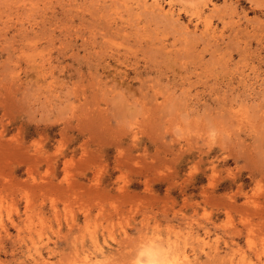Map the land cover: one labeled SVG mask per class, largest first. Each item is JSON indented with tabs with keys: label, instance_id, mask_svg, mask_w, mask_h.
<instances>
[{
	"label": "rangeland",
	"instance_id": "obj_1",
	"mask_svg": "<svg viewBox=\"0 0 264 264\" xmlns=\"http://www.w3.org/2000/svg\"><path fill=\"white\" fill-rule=\"evenodd\" d=\"M145 263L264 264V0H0V264Z\"/></svg>",
	"mask_w": 264,
	"mask_h": 264
},
{
	"label": "bare ground",
	"instance_id": "obj_2",
	"mask_svg": "<svg viewBox=\"0 0 264 264\" xmlns=\"http://www.w3.org/2000/svg\"><path fill=\"white\" fill-rule=\"evenodd\" d=\"M152 255V254H151ZM149 259H150V257H149ZM150 260H148V262H149ZM152 261H153V259H152ZM152 263V262H151ZM146 264V263H145Z\"/></svg>",
	"mask_w": 264,
	"mask_h": 264
}]
</instances>
